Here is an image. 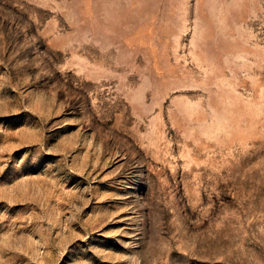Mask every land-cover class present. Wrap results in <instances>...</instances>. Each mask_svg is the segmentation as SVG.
Wrapping results in <instances>:
<instances>
[{
  "label": "rangeland",
  "instance_id": "1",
  "mask_svg": "<svg viewBox=\"0 0 264 264\" xmlns=\"http://www.w3.org/2000/svg\"><path fill=\"white\" fill-rule=\"evenodd\" d=\"M0 264H264V0H0Z\"/></svg>",
  "mask_w": 264,
  "mask_h": 264
}]
</instances>
